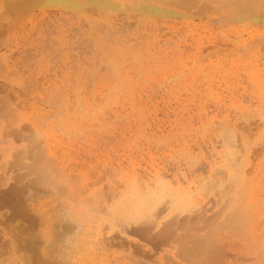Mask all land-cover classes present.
Instances as JSON below:
<instances>
[{"label": "rangeland", "instance_id": "rangeland-1", "mask_svg": "<svg viewBox=\"0 0 264 264\" xmlns=\"http://www.w3.org/2000/svg\"><path fill=\"white\" fill-rule=\"evenodd\" d=\"M21 1L18 0L19 3ZM156 2H158L156 4H160L159 1ZM21 3H25V5L20 4L21 8H15V13L11 17L18 19L26 12V15L23 16L30 17L25 22L28 29L16 34L13 41L16 43L15 45L10 43L7 34L10 33V30L5 36H0L1 41L4 42L0 43V47L4 46V48H0V62L3 64L0 63V264H260L263 262L264 252H259L258 249L263 250L264 247V238H262L264 237V226L262 227L264 215H262V218L259 216L261 214L254 212L249 205V208H252L251 212L246 203L249 199L247 197L249 187L254 188V195L261 196V199L259 198L260 203L264 198V150L260 153V148H258L260 145H255L264 137V105L261 104L262 106H260L259 102L253 100L255 101L254 104L257 103L253 105L251 111L254 114L251 112L249 114L239 112H237L238 114L235 113L236 115L231 114L232 117L235 116L234 121L237 124L239 123L238 127H240L237 137H232L231 130L224 129L225 127L221 123L219 124L216 119L215 114L218 111H216L214 102L219 98L223 103V99L225 104L229 103V92L233 88L238 91L237 96L245 98V100L250 98L248 96L251 92L261 93L264 96V23L250 21L251 24L245 22L248 25L246 26L244 22H240V24H238L239 22H235L237 24L224 22L226 23L225 26L224 23L207 22V18H203L207 12L206 8L197 15L194 14L188 19L179 20L177 23L170 18L155 15V13H153L155 17L151 15L152 13L146 14L143 12V15H141L142 12L140 14L139 10H124L120 13L114 11L113 15L109 11L107 13L109 15H105L101 20L93 18L94 20L91 19V23L97 25L103 23L106 33L111 30L116 41L126 40L125 42L129 43L131 41L134 43L140 40L138 43H141L140 46H142L139 51H144L148 57L142 52L141 61L127 60L124 64L121 62V65L119 62L120 65H117L116 61L114 64V61L104 58L99 46L94 48L95 46H92V44L86 43L85 45H74L72 47L77 48L71 49L70 45H58L57 52H53L52 55L45 52L47 55H42L40 59H33L34 61H32L35 63L30 66V58H26L27 41L43 34L45 29L44 33L48 32L50 34L51 32V35L56 36L55 39H58L56 41H61L64 38H60L59 33L65 34L67 28L70 33H73L71 29L75 25L76 27L81 25L86 29L87 24L86 21L79 18L80 16L78 18H67L59 14H43L38 11V6L32 0H23ZM36 7L37 10H35ZM31 8H33L32 11ZM16 10L18 11L16 12ZM95 16L97 17V15ZM145 16L150 17L148 19ZM49 21L51 22L49 23ZM131 21L134 23H131ZM57 24L58 27L61 25L59 30L58 27L56 28ZM106 25L108 26L106 27ZM158 25L162 28L160 29ZM174 25H176L175 28H173ZM221 25H224V29ZM163 26H165L164 29ZM257 26L260 27L257 28ZM218 32H222L225 37L223 34L220 37ZM108 34L106 37L108 39L110 37V40L114 41L112 34L111 36ZM252 35H256L258 38L261 37V39L255 41V43L253 42L255 45L250 42L246 47L247 49L244 47H241V49L237 46L239 41H247ZM130 37H133V39ZM214 38L220 43L209 42L210 39ZM198 39L201 42L200 46H197L196 43ZM230 40H234V44H231ZM184 41L185 43H183ZM214 43L217 45L214 46ZM250 45H254L253 48ZM78 49L81 51L78 52V55H75V50L78 51ZM65 51L71 53L67 60L64 59ZM95 54L99 55V57L97 55L98 59ZM26 59L29 61L25 62ZM4 71H7V73ZM11 71L16 72V74L12 75ZM174 74L176 77H174ZM127 78L130 80L127 83L131 85L133 91L130 88L128 89L129 92L125 89L122 92L119 89L114 90L117 87L109 90L107 87H101L99 83L105 81L110 86L118 83V86L121 87V84L125 83ZM23 79L25 80L23 81ZM28 81L31 85L28 84ZM2 82L9 84L10 87H12L10 84L15 82L16 86L13 85L14 90L12 88L14 93L9 90L11 88L6 84V86L3 85ZM25 84H27V87L23 86ZM3 86L5 87L3 88ZM20 88L19 92L26 91L25 94L18 93L17 90ZM26 88L27 90H25ZM187 88L202 90V96L195 97L193 101L185 105L187 100L183 99L191 96V94H184V90ZM244 89L248 93H243ZM207 91L214 93L215 98L211 97L212 94H208ZM175 92L183 93L178 101L175 99ZM21 94L23 95L22 98ZM80 97L81 101L79 100ZM116 98L118 100L114 102ZM137 100L141 102V106H146L143 108L140 106L144 113L141 112L139 106L135 105ZM83 101H88L91 107L84 108ZM245 103L247 102L245 101ZM130 104L135 105L134 110L130 108ZM183 104L185 105L184 109H180ZM200 107L205 108L207 120L215 118L217 124L212 130L207 125L208 123L204 122L205 118L201 122L198 121L196 114ZM96 110L101 111L93 115L92 113ZM138 111L141 112L142 117L145 116V121L140 118V114L138 115L140 112ZM90 114H92L91 120ZM176 114L178 115L176 116ZM13 116L14 120H12ZM176 119H180L183 126L189 128H182L181 126L171 128L170 122ZM102 121H105V123ZM143 121L148 124L149 128L146 127ZM28 125L29 127H27ZM157 125L162 130L156 128ZM19 129L23 130L22 133ZM32 129L33 132L35 130L37 133L34 132V135H32ZM143 130L146 132H143ZM41 136V140L44 139L42 142L38 138H41ZM234 138H238L236 141L237 147L231 144L232 148H230L232 150H229L228 145ZM40 142H44L45 148L43 145H38ZM204 142L206 143L204 144ZM210 142L215 143L217 151H222L224 158V167H215V173L213 170L212 174L209 171L210 164L207 160L200 157L199 163H191L189 158L187 159L186 153L182 152V149L185 148L183 146L190 147L189 145L192 144L191 147L197 152L195 147L200 145L204 148H202L204 154L206 152V156L207 154L209 156L206 144L208 145ZM31 145L34 146L29 147ZM37 147L41 148L39 149L43 154L40 153ZM42 147L44 150H42ZM255 148H258V152L256 151L253 155L249 153L250 149ZM28 150L36 152L30 154L31 157L29 158L27 156L30 153ZM12 152L13 154L16 152V154H23L21 155L24 158L20 154L18 158L20 156L19 160H23V163L29 165L27 169L23 167L24 165L22 166L23 163H20L21 167L15 164L16 158L14 156L17 157V155L14 154L13 156ZM41 156L42 158H40ZM51 157L54 158L53 161ZM248 160H253V169L250 170V174L247 172L245 178V182L247 180L248 182L245 185V182L242 185L235 183V179L233 180L231 174L228 173L233 171L235 174L242 175L245 166L249 167L248 163L250 161ZM39 162L45 166L42 168ZM13 167H15V170H12ZM65 167L67 168V175L65 174ZM153 168H161L159 170L163 171H161L163 178L154 177ZM134 169H137V175H144H141V178L150 179L153 187L156 185L159 187L163 183L171 191L177 188L181 192L184 190L183 192H186L188 196L190 195L191 203L198 205V209L203 207L204 210H198L191 204L188 209L186 208L187 210L183 209V212L179 210L177 213L178 210L173 207L175 206L174 200L165 196L159 202L160 204H157L160 208L156 205L154 209L148 211L149 214L152 213L151 215L140 217V220L137 218L136 222L124 219L119 212L115 213L114 210L117 203L125 196V194L123 195V192L126 191L125 188H127L125 177L131 176ZM61 172H63L62 176L59 174ZM55 176L56 178H54ZM112 178L113 180H111ZM139 181H141L140 178ZM158 181H162V183L159 184ZM24 182H26V185ZM30 183L33 187L29 185ZM194 193L196 194L194 195ZM95 195L98 197H95ZM229 196L231 197L229 198ZM16 198L18 199L16 200ZM260 203L257 204V207ZM24 204L28 210L24 209L25 206H22ZM240 206L246 208L247 211ZM229 209L231 213L228 212ZM240 209L244 210L242 216L247 217L248 222L247 219L242 222ZM26 210L32 214L30 212L27 214ZM185 211L186 213H184ZM170 212L173 213L170 214ZM183 213L184 215H182ZM225 213H228L227 216L232 218L230 217L229 220L226 219L227 216L223 218ZM179 214L186 221L179 218ZM130 216L136 218L137 215H133L131 211ZM150 218L156 221L163 219V223L156 228V226H151L153 224ZM165 218L167 220L164 221ZM180 219L184 223H180ZM172 220L179 222L180 225L178 226L180 227L177 226L176 222V224L171 222ZM252 220L257 221L258 225L261 220L262 222L258 227L257 222L254 224ZM53 222L55 223L53 224ZM147 223L149 226L146 225ZM164 223L167 225L165 226ZM247 232L251 235H248ZM255 232L256 236L260 238L256 239ZM260 233L262 235L259 236ZM119 235L126 237L128 240L126 238L123 240L122 237V240L117 239ZM120 241H126V243ZM215 242L218 246L211 248L212 245L210 246V244L215 246ZM221 248L223 249L221 250ZM257 252L258 255H255ZM252 256H254L253 259H251Z\"/></svg>", "mask_w": 264, "mask_h": 264}, {"label": "bare ground", "instance_id": "bare-ground-1", "mask_svg": "<svg viewBox=\"0 0 264 264\" xmlns=\"http://www.w3.org/2000/svg\"><path fill=\"white\" fill-rule=\"evenodd\" d=\"M20 1V0H19ZM156 1H159L160 2V4H156V3H158V2H156ZM32 0V2L33 3H36L35 5H37L38 6V8L40 9H38V11H41L43 14H48V15H54V14H59V15H61V16H65V17H67V18H69V17H79V18H82V20H84V21H86V29L85 28H83L81 25H78L77 27H76V25L74 26V27H76L75 29H74V27L71 29L72 31H73V33H70L69 32V29L67 28V30H66V32H64L65 34H61V33H59V37L60 38H64V39H62L61 41H56V40H58V39H55V37L54 36H52L51 34V32H50V34H48V32H46V33H44V31L46 30L45 28H43V29H45L44 31H43V34H41V35H37V37H35V38H32L30 41H27L26 42V45H27V56H26V58H30V61L29 60H27L26 59V61L25 62H28L29 61V64H30V66H32L35 62H33L34 60L33 59H35V58H41L42 57V55H44V54H46L45 52H47V53H49L50 55H52L53 54V52H57L58 51V48H57V46L58 45H61V46H71V49L72 48H77V47H72V46H74V45H77V44H88V43H90V44H92V46H95L94 48H96L97 46H99V47H101V52L103 53V55H104V58L106 59V60H111V61H114L113 63L115 64V61L117 62V65H120L121 64V62L124 64L127 60H131V61H133V60H135V62L136 61H141L140 60V56H141V53L142 52H144V51H142V52H140L139 50H140V48H141V46H140V44L141 43H138V42H140V40L138 41V42H134V43H132L131 41V43L129 42H125L126 40H124V41H116L115 40V38H114V36H113V34L114 33H112L111 32V30H109L110 32H111V34H112V36H113V38H114V41H111L110 40V37H109V39H108V37H106L107 36V33H109L108 35H110L111 36V34H110V32H108L107 31V33H106V31H105V25L102 23L101 25H97V24H92L91 23V19L92 20H94L93 18H96L97 20H101V18H103L105 15H109V14H107L109 11H111L110 12V14H114L115 12L114 11H116L117 13H120V11L122 12V11H124V10H126V11H132V10H139V12H140V14H141V12H142V14L141 15H143V12L144 13H148V14H150V13H152L151 15L152 16H154L153 15V13H155V15H158V16H160V17H167V18H170L171 20H173L174 22H179V20H182V19H188L189 17H191V16H193L194 14L195 15H197L200 11L202 12V10L203 9H205L207 12L204 14V17L203 18H207L206 19V21L208 22H214V23H224V22H227V23H230V22H239L238 24H240V22H244V24H245V22H247L246 24H251L250 23V21H261L262 23H264V0ZM21 2H23V0L21 1ZM19 3L18 2V0H0V36L1 37H3V36H5V34L10 30V33H7L8 35H9V39H10V43H11V45L13 44V45H15L16 43L15 42H13L14 40H15V38H16V34H18V33H21V32H23V31H25V30H27L28 29V27H26V24H25V22L27 21V19H30V17H24L25 15H26V12L22 15V16H20V18H21V20H19L20 18H18V19H13L11 16L15 13V8H17V7H20V4H23V5H25V3ZM21 8V7H20ZM23 9V8H22ZM32 9L33 8H31V11H32ZM109 9V10H108ZM24 10V9H23ZM25 10H26V8H25ZM35 10H37V7H36V9ZM18 10H16V12H17ZM119 11V12H118ZM28 12H30V11H28ZM114 12V13H113ZM138 12V13H139ZM31 13H33V12H31ZM138 13H134L135 15L137 14V15H139ZM122 14H125V13H122ZM132 14V13H131ZM133 14V15H134ZM145 14V15H146ZM29 15V14H28ZM95 15H97V17L95 16ZM140 15V16H141ZM30 16H31V14H30ZM148 16V15H147ZM158 16H156V17H158ZM146 17V16H145ZM150 17V16H149ZM149 17H146V18H148L149 19ZM155 17V16H154ZM200 17V16H199ZM46 18V17H45ZM51 18V17H50ZM61 19V18H60ZM135 19H137V18H135ZM161 19V18H160ZM159 19V20H160ZM57 20H58V18H57ZM118 20V19H117ZM156 20V19H155ZM15 21L17 22V24L15 25ZM19 21V22H18ZM52 21V20H51ZM51 21H49V23L51 22ZM135 21V20H134ZM53 22V21H52ZM59 22V21H58ZM78 22V21H77ZM96 22V21H95ZM181 22V21H180ZM91 23V24H90ZM124 23H126V22H124ZM129 23V22H128ZM131 23H134V22H132L131 21ZM175 23V24H176ZM237 23H235V24H237ZM61 24V23H60ZM170 24V23H169ZM226 23H224V25H225ZM245 24V25H246ZM253 24V23H252ZM256 24V23H255ZM42 25V24H41ZM44 25V24H43ZM89 25V26H88ZM102 25H104V26H102ZM111 25V24H110ZM119 25V24H118ZM121 25V24H120ZM132 26H133V24H131ZM210 25V24H209ZM215 25V24H214ZM224 25H221L222 27H223V29H224ZM261 25V24H260ZM51 26V25H50ZM54 26V25H53ZM108 25H106V27H107ZM159 26V25H158ZM171 26V25H170ZM175 26L176 25H174L173 26V28H175ZM220 26V27H221ZM226 26V25H225ZM246 26H248V25H246ZM254 26V25H253ZM252 26V27H253ZM45 27V26H44ZM58 27V24H57V26H56V28ZM59 27H61V25L59 26ZM59 27L57 28L58 30H59ZM111 27H112V25H111ZM160 27V26H159ZM159 27H158V30H159ZM219 27V28H220ZM258 27H260V26H257V28ZM36 28H37V26H36ZM70 28H71V26H70ZM113 28V27H112ZM124 28V27H123ZM122 28V29H123ZM162 27H160V29H161ZM165 28V26H163V29ZM180 28V27H179ZM264 28V27H263ZM61 29V28H60ZM116 29H118L117 27H116ZM116 29H115V31H116ZM142 29V28H141ZM41 30V29H40ZM113 30V29H112ZM181 30H182V28H181ZM190 30H192V29H190ZM37 31V30H36ZM69 32V33H68ZM117 32V31H116ZM160 32V31H159ZM167 32V31H166ZM169 32V31H168ZM222 32H224V31H222ZM220 33V32H218V34L220 33V37H222L221 35L223 34V33ZM41 33V32H40ZM57 33V32H56ZM225 33V32H224ZM234 33V32H233ZM226 34H228V33H226ZM255 34V33H254ZM124 35V34H123ZM140 35H141V33H140ZM224 35V34H223ZM229 35V34H228ZM245 35V34H244ZM33 36H35V35H33ZM58 36V35H57ZM125 36V35H124ZM161 36V35H160ZM166 36V35H165ZM230 36V35H229ZM228 36V37H229ZM261 36H262V34H261ZM264 36V35H263ZM115 37H117L116 35H115ZM120 37V36H119ZM141 37V36H140ZM154 37H155V35H154ZM187 37V36H186ZM224 37H225V35H224ZM248 37V36H247ZM260 37V36H259ZM5 38V37H4ZM29 38V37H28ZM113 38H111V39H113ZM128 38V37H127ZM130 38H132L133 39V37H130ZM129 38V39H130ZM138 38V37H137ZM201 38V37H200ZM218 38V37H217ZM233 38V37H232ZM6 40H8V38H5ZM4 39V40H5ZM120 39V38H119ZM123 39V38H122ZM151 40H152V37L150 38ZM161 39V38H160ZM205 39V38H204ZM216 38H214V39H210L209 40V42L210 43H213V42H216L217 44H218V42L215 40ZM226 39V38H225ZM259 39H261V37L260 38H258V36H256V35H252V36H250V39L249 40H243V41H239V45L237 44V46L239 47V48H241V47H244V48H246L247 47V45H249V43L251 42V44H254L255 43V41H257V40H259ZM141 40H143V38L141 37ZM185 40V39H184ZM215 40V41H214ZM224 40V39H223ZM227 40V39H226ZM0 41H1V39H0ZM77 41H79V42H77ZM187 41V40H186ZM227 41H229V39L227 40ZM2 42H3V40L0 42L1 44H2ZM6 42V41H5ZM155 42V41H154ZM153 42V43H154ZM167 42V41H166ZM223 42V41H222ZM225 42V41H224ZM230 42H231V44H234V40H230ZM254 42V43H253ZM4 43V42H3ZM7 43V42H6ZM5 43V44H6ZM183 43H185V41L183 42ZM196 43H197V46H200V44H201V42L199 41V39L196 41ZM203 43V42H202ZM220 43V42H219ZM1 44H0V46H1ZM161 44V43H160ZM217 44H215L214 43V46H216ZM257 44V43H256ZM4 45V44H3ZM2 45V46H3ZM178 45V44H177ZM221 45V44H220ZM255 45V44H254ZM253 45V46H254ZM263 45V44H262ZM6 46V45H5ZM81 46V45H80ZM79 46V47H80ZM145 46V45H144ZM164 46V45H163ZM214 46H212V47H214ZM225 46H227V45H225ZM252 45H250V47H251ZM253 46L251 47V48H253ZM261 46V45H260ZM83 47V46H82ZM81 47V48H82ZM0 48H4V46L3 47H0ZM161 48V47H160ZM200 48V47H199ZM203 48V47H202ZM226 48V47H225ZM237 48V47H236ZM238 48V49H239ZM243 48V49H244ZM62 49V48H61ZM177 49V48H176ZM242 49V48H241ZM247 49V48H246ZM248 49H249V47H248ZM74 50V49H73ZM96 51H97V49H95ZM100 50V49H99ZM12 51V50H11ZM24 51V50H23ZM76 52L74 53L75 55H78L79 53H80V51H79V49H78V51L77 50H75ZM22 52V51H21ZM25 52V51H24ZM23 52V53H24ZM79 52V53H78ZM241 52H245V51H241ZM240 52V53H241ZM248 53V52H247ZM246 53V54H247ZM99 54H101V53H99ZM140 54V55H139ZM144 54H146L145 52H144ZM245 54V53H244ZM24 55V54H23ZM23 55H21L22 57H24ZM47 55V54H46ZM74 55V56H75ZM98 55V54H97ZM97 55L95 54V56H96V58H97ZM147 55V54H146ZM152 55V54H151ZM71 56V53L70 52H68V51H65V53H64V59H68L69 57ZM81 56V55H80ZM144 56V55H143ZM149 56H150V54H149ZM154 56V55H153ZM78 57V56H77ZM93 57V56H92ZM98 57H99V55H98ZM147 57H148V55H147ZM147 57L145 56V58L147 59ZM80 58V57H79ZM94 58V57H93ZM103 58V57H102ZM144 58V57H143ZM223 58V57H222ZM243 58V57H242ZM10 59V58H9ZM24 59V58H23ZM98 59V58H97ZM145 59V60H146ZM33 60V61H32ZM47 60V59H46ZM211 60V59H210ZM95 61H96V59H95ZM186 61V60H185ZM120 62V64H118ZM158 62V61H157ZM166 62V61H165ZM1 63V62H0ZM111 63V62H110ZM143 63V62H142ZM146 63V62H145ZM154 63H155V61H154ZM2 64V63H1ZM32 64V65H31ZM130 64V63H129ZM128 64V65H129ZM3 65V64H2ZM122 65V64H121ZM144 65V64H143ZM171 65V64H170ZM238 65H240V64H238ZM29 66V67H30ZM116 66V65H115ZM115 66H114V68H115ZM158 66V65H157ZM220 66V65H219ZM231 66V65H230ZM94 67V66H93ZM119 67H121V66H119ZM2 68H3V66H2ZM31 68V67H30ZM72 68V67H71ZM118 68V67H117ZM134 68V67H133ZM164 68V67H163ZM74 69H75V67H74ZM73 69V70H74ZM178 69H179V67H178ZM185 69V68H184ZM204 69V68H203ZM234 69V68H233ZM2 70V69H1ZM3 70H5V69H3ZM118 70V69H117ZM168 70V69H167ZM180 70V69H179ZM231 70V69H230ZM115 71V70H114ZM144 71V70H143ZM154 71H155V69H154ZM181 71H183V70H181ZM180 71V72H181ZM201 71H202V69H201ZM4 72H6L7 73V71H4ZM14 71H11V73H12V75H14V74H16V72H14ZM119 72V71H118ZM123 72V71H122ZM125 72V71H124ZM145 72V71H144ZM144 72H141L142 74L144 73ZM148 72V71H147ZM167 72V71H166ZM215 72V71H214ZM10 73V72H9ZM139 73V72H138ZM155 73V72H154ZM157 73V72H156ZM155 73V74H156ZM47 74V73H46ZM119 74V73H118ZM127 74V73H126ZM145 74V73H144ZM183 74V73H182ZM128 75V74H127ZM147 75V74H146ZM161 75V74H160ZM210 75H212V74H210ZM216 75V74H215ZM10 76V75H9ZM22 76V75H21ZM90 76V75H89ZM120 77H121V74L119 75ZM143 76V75H142ZM151 76V75H150ZM196 76V75H195ZM16 77V76H15ZM77 77V76H76ZM138 77V76H137ZM174 77H176L175 76V74H174ZM214 77V76H213ZM13 78V77H12ZM165 78V77H164ZM170 78V77H169ZM178 78V77H177ZM176 78V79H177ZM91 79V78H90ZM171 79V78H170ZM187 79V78H186ZM196 79V78H195ZM14 80H15V78H14ZM16 80H18V79H16ZM25 79H23V81H24ZM136 80V79H135ZM153 80V79H152ZM168 80V79H167ZM172 80V79H171ZM252 80V79H251ZM78 81V80H77ZM124 81H126V80H124ZM128 81H130L129 80V78H127V81L125 82V83H122L121 85V87H119L118 86V83L117 84H115V85H112V86H110V84L108 83V82H105V81H103V82H99L100 83V86L101 87H103V88H105V87H107L109 90H111V89H113V88H115V87H117L116 89H114V90H117V89H119V90H121V92L125 89L126 91H128V89L130 88V90L131 91H133V88L131 87V85L129 84V83H127ZM197 81V80H196ZM205 81V80H204ZM203 81V82H204ZM261 81V80H260ZM29 82V81H28ZM27 82V83H28ZM141 82V81H140ZM154 82V81H153ZM169 82V81H168ZM174 82V81H173ZM195 82V81H194ZM23 83V82H22ZM26 83V82H25ZM158 83V82H157ZM2 84L3 85H5L3 82H2ZM28 84H30V82L28 83ZM34 84V83H33ZM150 84V83H149ZM169 84V83H168ZM257 84V83H256ZM259 84V83H258ZM0 85H1V82H0ZM9 88H11V89H9L10 91H12V88H13V90H14V87H13V85L14 86H16V83L15 82H13V83H11L10 85L12 86V87H10L9 86V84H6ZM5 85V86H6ZM26 85V86H25ZM25 85H23L24 87H27V84H25ZM31 85V84H30ZM40 85V84H39ZM123 85H124V87H123ZM5 86H3V88L5 87ZM29 86V85H28ZM79 86V85H78ZM137 86V85H136ZM157 86H159L158 84H157ZM164 86V85H163ZM177 86V85H176ZM7 87V88H8ZM30 87V86H29ZM48 87V86H47ZM50 87V86H49ZM143 87V86H142ZM156 87V86H155ZM162 87V86H161ZM191 87V86H190ZM189 87V88H190ZM65 88V87H64ZM163 88V87H162ZM189 88H187V89H185L184 90V94H191V96H189L188 98H185V99H183V100H187L186 102H185V105H187L190 101H193L194 100V98L195 97H200V96H202V90H197V89H192V90H190ZM197 88V87H196ZM246 88V87H245ZM258 88H259V85H258ZM158 89V88H157ZM236 88H233L230 92H229V103H227V104H225V100L223 99V101H224V103L222 102V100L221 99H219L217 96V100H215V102H214V106H215V108H216V111H218V113L217 114H215L216 115V119L218 120V122H219V124L221 123L224 127V129H228L229 131L231 130V133H233V135H231L232 137H235L238 133H239V128L240 127H238V124L234 121V118H235V116L234 117H232V115H234L235 113L236 114H238L237 112H239V113H243V114H249L252 110H253V105H255V104H257V103H255L254 104V102L255 101H253V100H256V102H259V104H260V106H262L261 104H263L264 105V96H263V94H261V93H259V94H256L255 92H251V93H249V96L248 97H250L249 99H246L245 100V98L243 99V98H239L238 96H237V94H238V91H236L235 90ZM8 90V89H7ZM17 90V89H16ZM19 90H21V88L20 89H18L17 91H18V93H24V92H26V91H24V92H19ZM25 90H27V88L25 89ZM29 90V89H28ZM31 90V89H30ZM29 90V91H30ZM137 90V89H136ZM9 91V92H10ZM16 91V92H17ZM54 91V90H53ZM254 91V90H253ZM6 92V91H5ZM13 92V91H12ZM15 92V93H16ZM60 92H61V89H60ZM129 92V91H128ZM164 92V91H163ZM169 92H170V90H169ZM172 92V91H171ZM204 92H205V90H204ZM208 92V91H207ZM11 93V92H10ZM14 93V92H13ZM35 93V92H34ZM109 93H113V92H109ZM115 93V92H114ZM126 93V92H125ZM124 93V94H125ZM176 93V95H175V99L178 101L179 100V97H180V95H182L183 93H181V92H175ZM217 93V92H216ZM242 93V92H241ZM243 93H248V91L246 90V89H244L243 90ZM243 93H242V95H243ZM3 94H5V93H3ZM25 94V93H24ZM54 94V93H53ZM58 94V93H57ZM80 94H81V92H80ZM127 94V93H126ZM207 94V93H206ZM208 94H212V92L211 93H209L208 92ZM214 94V93H213ZM211 95V97H213V98H215L214 97V95ZM225 94V93H224ZM227 94V93H226ZM225 94V95H226ZM13 95V94H12ZM135 95V94H134ZM246 95V94H245ZM2 96V95H1ZM4 96V95H3ZM16 96V95H15ZM14 96V97H15ZM56 96V95H55ZM118 96V95H117ZM247 96V95H246ZM245 96V97H246ZM13 97V96H12ZM19 97H20V95H19ZM18 97V98H19ZM23 97V95L21 94V98ZM25 97V96H24ZM27 97V96H26ZM79 97V96H78ZM81 97H82V95H81ZM81 97H80V101H81ZM206 97H207V95H206ZM225 97V96H224ZM227 97V96H226ZM243 97V96H242ZM16 98V97H15ZM202 98V97H201ZM223 98V97H222ZM11 99V98H10ZM20 99V98H19ZM48 99V98H47ZM78 99V98H77ZM90 99V98H89ZM53 100V99H52ZM55 100H56V97H55ZM54 100V101H55ZM107 100V99H106ZM109 100V99H108ZM118 99L116 98L115 99V101L114 102H116ZM207 100V99H206ZM247 102V103H245V101ZM27 101V100H26ZM41 101V100H40ZM46 101H48V100H46ZM210 101V100H209ZM43 102V101H42ZM84 102V105H83V107L84 108H86V109H88V108H90L91 106L88 104V101H83ZM105 102H107V101H105ZM137 102H138V100H137ZM136 102V103H137ZM207 102V101H206ZM82 103V102H81ZM80 103V104H81ZM135 103V102H134ZM135 103V105H137V106H139V108L141 109V107L143 108L144 106H141V102L139 101L138 103H140V104H136ZM171 103V102H170ZM201 103V102H200ZM209 103V102H208ZM142 104H143V100H142ZM181 104V103H180ZM192 104V103H191ZM55 105V104H54ZM105 105V104H104ZM135 105H132V104H130L129 106H130V108L132 109V110H134V106ZM184 105V104H183ZM181 106V108L180 109H184V107H185V105L184 106ZM212 105V104H211ZM9 106V105H8ZM49 106V105H48ZM64 106V105H63ZM136 106V107H137ZM141 106V107H140ZM79 107V106H78ZM77 107V108H78ZM97 107H100V106H97ZM146 107V106H145ZM199 107V106H198ZM213 107V106H212ZM83 108V109H84ZM138 108V109H139ZM261 108V107H260ZM263 108V107H262ZM65 109V108H64ZM79 109V108H78ZM139 109V110H140ZM206 109H207V107H206ZM12 110V109H11ZM136 110V109H135ZM142 110V109H141ZM214 110V109H213ZM256 110V109H255ZM260 110V109H259ZM8 111V110H7ZM101 111V110H100ZM100 111H95L94 113H92L93 115H95V114H98V113H100ZM264 111V110H263ZM138 112H140V111H138ZM137 112V113H138ZM141 112H143L144 113V110H142ZM141 112L140 113H138V115L140 114V118H142V120H144L145 121V116L144 117H142L141 116ZM255 112V111H254ZM252 113V112H251ZM258 113V112H257ZM92 114H90V116L92 115ZM232 114V115H231ZM235 114V115H236ZM252 114H254V113H252ZM256 114V113H255ZM13 115V114H12ZM11 115V116H12ZM15 115V114H14ZM178 114H176V116H177ZM206 115H207V112H206V110H205V108L204 107H200L199 108V110H198V112H197V114H196V117H197V119H198V121H202L204 118H205V120H204V122L211 128V130L213 129V128H215V125L217 124L216 122H215V118L213 117L212 119H206ZM214 115V116H215ZM251 115V114H250ZM49 116V115H48ZM89 116V117H90ZM218 116H219V118H218ZM238 116V115H237ZM243 116V115H242ZM248 116V115H247ZM16 117V116H15ZM102 117V116H101ZM240 117V116H239ZM239 117H237V118H239ZM253 117V116H252ZM251 117V118H252ZM8 118V117H7ZM100 118V117H99ZM178 118V117H177ZM181 118V117H180ZM193 118V117H192ZM16 119V118H15ZM40 119V118H39ZM92 119V116H91V118H90V120ZM241 119V118H240ZM10 120H11V118H10ZM12 120H14V116H13V119ZM54 120V119H53ZM86 120V119H85ZM96 121H98L97 119H95ZM95 120H93V121H95ZM216 120V121H217ZM246 120V119H245ZM6 121H7V119H6ZM5 121V122H6ZM84 121V120H83ZM83 121H81V122H83ZM95 121V122H96ZM113 121V120H112ZM125 121V120H124ZM143 121V122H144ZM241 121V120H240ZM244 121V120H243ZM249 121H250V119H249ZM254 121V120H253ZM85 122V121H84ZM103 123H105V121H102ZM142 122V121H141ZM203 122V123H204ZM238 122V121H237ZM252 122V121H251ZM10 123V122H9ZM92 123V122H91ZM202 123V124H203ZM23 124V123H22ZM27 124V123H26ZM102 124V123H101ZM139 124V123H138ZM140 124H142V123H140ZM144 124H146L145 122H144ZM170 124H171V128H174V127H185V128H189V127H186V126H183V123H182V121L180 120V119H176V120H174V121H171L170 122ZM160 125V124H159ZM184 125H185V123H184ZM201 125V124H200ZM244 125V124H243ZM247 125V124H246ZM5 126V125H4ZM21 126H23V125H21ZM82 126V125H81ZM91 126H93V125H91ZM142 126V125H141ZM145 126V125H144ZM188 126V125H187ZM207 126V127H208ZM27 127H29V125L27 126ZM56 127V126H55ZM78 127V126H77ZM99 127V126H98ZM139 127V126H138ZM146 127H148V124H146ZM156 128H158V129H160V127L157 125V126H155ZM162 127V126H161ZM208 127V128H209ZM242 127V126H241ZM20 128H22V127H20ZM24 128V127H23ZM33 128V127H32ZM149 128V127H148ZM153 128V127H152ZM184 128V129H185ZM197 128V127H196ZM9 129V128H8ZM7 129V130H8ZM12 129V128H11ZM10 129V130H11ZM17 129V128H16ZM34 129V128H33ZM33 129H32V132H31V134L32 135H34V132H36L35 130H34V132H33ZM88 129V128H87ZM136 129V128H135ZM186 129V130H187ZM244 129V128H243ZM160 130H162V129H160ZM191 130V129H190ZM205 130H208V129H205ZM222 130V129H221ZM13 131V130H12ZM18 131V130H17ZM19 131H21V133H22V131L23 130H21V129H19ZM25 131V130H24ZM143 132H146V131H144L143 130ZM152 132V131H151ZM156 132V131H155ZM228 132V131H227ZM18 133V132H17ZM25 133V132H24ZM29 133V132H28ZM37 133V132H36ZM35 133V135H37L38 136V134H36ZM69 133V132H68ZM78 133V132H77ZM217 133V132H216ZM231 133H229V134H231ZM31 134H30V136H31ZM72 134V133H71ZM145 134V133H144ZM151 134V133H150ZM192 134V133H191ZM204 134V133H203ZM28 135V134H27ZM40 135V134H39ZM73 135V134H72ZM152 135H154V134H152ZM161 136V135H160ZM182 136V135H181ZM248 136V135H247ZM34 137H36V136H34ZM34 137H32V138H34ZM138 137V136H137ZM237 137V136H236ZM28 138V137H27ZM31 138V139H32ZM39 138V140L42 142L43 140H41L42 139V136H41V138L40 137H38ZM86 138V137H85ZM88 138V137H87ZM182 138V137H181ZM239 138V137H238ZM238 138H234L233 140H232V142H230V144L228 145L229 146V150H232L231 148V144L233 145V146H236V141H237V139ZM264 138V137H263ZM263 138H261L260 139V141H258V142H256L255 143V145H260L258 148H260V153L264 150V139ZM29 139H30V137H29ZM218 139V138H217ZM227 139V138H226ZM230 139H232L231 137H230ZM240 139H241V137H240ZM35 140H37L36 138H35ZM38 140V141H39ZM85 140H87V139H85ZM247 140V139H246ZM32 141V140H31ZM38 141H36V142H38ZM78 141V140H77ZM90 141V140H89ZM108 141V140H107ZM114 141V140H113ZM215 141V140H214ZM231 141V140H230ZM29 143H30V141H28ZM27 142V144H29ZM40 142V143H41ZM88 142V141H87ZM217 142V141H216ZM229 142V141H228ZM241 142V141H240ZM38 144L39 146L40 145H43V147H44V142L43 143H41V144ZM130 143V142H129ZM202 143V142H201ZM206 142H204V144H205ZM208 143V142H207ZM27 144H25V145H27ZM32 144V143H31ZM37 144V143H36ZM185 144V143H184ZM187 144V143H186ZM241 144V143H240ZM24 145V146H25ZM193 145V144H192ZM192 145H189L190 147H188V146H183V147H185L184 149H182V152H184V154L187 156V159L189 158V162H197V163H199L198 162V160L200 159V157H201V159H204V160H207V162L210 164V167H208V168H210V172H211V174H212V172H213V170L215 169V167H222L223 166V164H224V158H223V155H222V151H217V147H216V145H215V143H213V142H210V144H206V149H208L209 150V156H208V154H207V156H206V152H205V154H204V151H203V147H201L200 145H196V147H195V149H196V151L197 152H195L194 151V149H193V147H191ZM194 145V146H195ZM23 146V147H24ZM32 146H34V145H31V146H29V147H32ZM221 146V145H220ZM242 146V145H241ZM254 146V145H253ZM42 147V148H43ZM231 147V148H230ZM237 147V146H236ZM247 147V146H246ZM24 148H26V147H24ZM36 148V147H35ZM38 148V147H37ZM40 148V147H39ZM38 148V150L40 151V153H42L43 154V152L40 150ZM45 148V147H44ZM44 148L42 149V150H44ZM203 148V149H202ZM258 148H255V149H250V152L249 153H251L252 155L257 151V149ZM31 149V148H30ZM33 149V148H32ZM52 149V148H51ZM226 149V148H225ZM244 149V148H243ZM36 151H38L37 149H35ZM46 150V149H45ZM221 150V149H220ZM29 151V150H28ZM32 151V150H31ZM29 151L30 153L27 155L29 158L31 157V155L34 153V152H36V151ZM38 151V152H39ZM181 151V150H180ZM224 151V150H223ZM227 152V151H226ZM258 152V151H257ZM17 153V152H16ZM16 153H14L15 155H17V157L16 156H14V154H13V152H12V154H13V156L16 158L15 159V164H17L19 167H21V164L20 163H23L24 161L23 160H19V158H20V156H19V158H18V155L20 154H22V153H18V154H16ZM224 153H225V151H224ZM232 153V152H231ZM248 153V154H249ZM259 153V154H260ZM31 154V155H30ZM35 154V153H34ZM41 154V155H42ZM182 154V153H181ZM251 154H250V156H251ZM23 155V154H22ZM21 155V156H22ZM30 155V156H29ZM38 155H39V153H38ZM46 155V154H45ZM48 155V154H47ZM46 155V156H47ZM228 155H230V154H228ZM239 155V154H238ZM12 156V157H13ZM26 156V157H27ZM43 156V155H42ZM42 156L40 157V158H42ZM62 156V155H61ZM249 156V155H248ZM23 157V156H22ZM21 157V158H22ZM45 157V156H44ZM49 157V156H48ZM209 157H212L211 159L209 158ZM18 158V159H17ZM24 158V157H23ZM34 158V157H33ZM52 158V157H51ZM209 158V159H208ZM27 159V158H26ZM35 159V158H34ZM45 159V158H44ZM53 159L54 158H52L51 160L53 161ZM17 160V161H16ZM39 160V159H38ZM42 160V159H41ZM203 160V161H204ZM18 161H20V162H18ZM23 161V162H22ZM48 161V160H47ZM51 161V162H52ZM55 161V160H54ZM234 161V160H233ZM248 161H250L249 163H248V165H249V167L248 166H245L246 168H244V170H243V173H242V175H240L239 173H236L235 174V172H233V171H230V173H228V174H231V177H233V180L235 181V183L237 182V184L239 183V184H243V182H245L246 181V175H247V172L249 173V172H251L250 170L251 169H253V165H252V163H253V160H248ZM9 162V161H8ZM13 162H14V160L12 161V164H13ZM41 162H43V161H41ZM41 162H39L41 165H42V163ZM46 162V161H45ZM205 162V161H204ZM264 162V161H263ZM44 163V162H43ZM185 163V162H184ZM11 164V163H10ZM14 164V165H15ZM20 164V165H19ZM28 164V163H27ZM52 164H54V163H52ZM51 164V165H52ZM108 164V163H107ZM16 165V166H17ZM24 165V166H23ZM48 165V164H47ZM46 165V166H47ZM22 166L23 167H25L26 169H27V166H29V165H26L25 163H23L22 164ZM32 166V165H31ZM43 166H45V165H42V168H43ZM50 166V165H49ZM54 166V165H53ZM57 166V165H56ZM73 166V165H72ZM195 166H196V164H195ZM227 166V165H226ZM41 167V166H40ZM55 167V166H54ZM110 167V166H109ZM139 167V166H138ZM189 167V166H188ZM194 167V166H193ZM197 167V166H196ZM224 167V166H223ZM7 168V167H6ZM15 167H13V169L12 170H15L14 169ZM58 168V167H57ZM106 168V167H105ZM115 168V167H114ZM63 169V168H62ZM66 167H65V174H66ZM109 169V168H108ZM111 169V168H110ZM122 169V168H121ZM159 169H161V168H159ZM159 169H154L153 168V170H154V177H157V178H160V177H162V172L159 170ZM7 170V169H6ZM17 170V169H16ZM61 170V169H60ZM128 170V169H127ZM131 170V169H130ZM218 170V169H217ZM223 170V169H222ZM226 170V169H225ZM50 171V170H49ZM57 171H59V170H57ZM51 172V171H50ZM129 172V171H128ZM222 172V171H221ZM25 173V172H24ZM52 173V172H51ZM55 173V172H54ZM62 173L63 172H61V173H59V174H61V176H62ZM119 173V172H118ZM147 173V172H146ZM214 173H215V170H214ZM26 174V173H25ZM24 174V175H25ZM72 174V173H71ZM123 174V173H122ZM136 174V175H135ZM138 174V171H137V169L135 170L134 169V172H133V174L130 176H127V177H125V179H126V181H127V188H125L126 189V191H125V193L123 192V195L125 194V196L123 197V199H121V201L120 202H118L117 203V206H116V208H115V213L116 212H119L120 213V215L124 218V219H127V220H129V221H134V222H136V219L138 218H140V217H145L146 215L147 216H149V215H151V214H149V212L148 211H150L151 209H154V207L161 201V199H163V197H165V196H168V197H170L172 200H174V203H175V206H173L176 210H178L177 211V213L179 212V210L180 211H184V210H187L190 206H191V201H190V198H189V196L187 195V193L186 192H183L184 190H182V192L180 191V190H177V189H175V190H170L168 187H167V185H165V184H163L162 183V181H160L162 184H160V182L158 181V183L160 184H158L159 185V187L156 185L155 187H153L152 186V182L150 181V179L149 180H145V179H143V178H141V175L142 176H144L143 174H141L140 176L139 175H137ZM145 174V173H144ZM250 174V173H249ZM51 175V174H50ZM56 175V174H55ZM67 175V174H66ZM110 175V174H109ZM216 175V174H215ZM2 176V175H1ZM64 176V175H63ZM78 176V175H77ZM81 176V175H80ZM97 176V175H96ZM115 176V175H114ZM149 176H151V175H149ZM211 176V175H210ZM250 176H252V175H250ZM71 177V176H70ZM69 177V178H70ZM102 177V176H101ZM112 177V176H111ZM122 177V176H121ZM153 177V178H154ZM166 177V176H165ZM178 177V176H177ZM188 177V176H187ZM214 177V176H213ZM23 178H24V176H23ZM54 178H56V176L54 177ZM139 178H140V180L141 181H139ZM163 178V177H162ZM204 178H205V176H204ZM210 178V177H209ZM215 178V177H214ZM213 178V179H214ZM228 178V177H227ZM28 179V178H27ZM65 179V178H64ZM183 179V178H182ZM187 179V178H186ZM207 179H208V177H207ZM61 180H62V178H61ZM108 180V179H107ZM106 180V181H107ZM111 180H113V178L111 179ZM169 180V179H168ZM174 180V179H173ZM181 180V179H180ZM220 180V179H219ZM231 180V179H230ZM232 180V181H233ZM156 181V180H155ZM169 181H171V180H169ZM182 181V180H181ZM196 181V180H195ZM202 181V180H201ZM215 181V180H214ZM229 181V180H228ZM257 181V180H256ZM18 182V181H17ZM175 182V181H174ZM209 182V181H208ZM222 182V181H221ZM247 182H248V180H247ZM247 182H245L244 183V185L247 183ZM29 183V182H28ZM61 183V182H60ZM80 183V182H79ZM79 183H78V185H79ZM106 183V182H105ZM125 183V182H124ZM170 183V182H169ZM168 183V184H169ZM183 183V182H182ZM197 183V182H196ZM217 183V182H216ZM252 183V182H251ZM24 184L26 185V182H24ZM55 184V183H54ZM58 184V183H57ZM96 184V183H95ZM178 184V183H177ZM184 184V183H183ZM214 184V183H213ZM236 184V185H237ZM253 184V183H252ZM259 184V183H258ZM30 186H32V184L30 183L29 184ZM124 185V184H123ZM172 185H173V183H172ZM179 185V184H178ZM222 185V184H221ZM226 185V184H225ZM230 185V184H229ZM254 185V184H253ZM58 186V185H57ZM56 186V187H57ZM81 186V185H80ZM79 186V187H80ZM126 186V185H125ZM195 186H197V185H195ZM200 186V185H199ZM240 186V185H239ZM255 186V185H254ZM33 187V186H32ZM37 187V186H36ZM55 187V186H54ZM105 187V186H104ZM112 187H113V185H112ZM142 187V188H141ZM188 187V186H187ZM194 187V186H193ZM225 187V186H224ZM247 187V186H246ZM12 188H14V187H12ZM20 188V187H19ZM22 188V187H21ZM61 188V187H60ZM66 188H68V187H66ZM143 188L145 189L144 191H143ZM197 188V187H196ZM207 188V187H206ZM218 188V187H217ZM236 188V187H235ZM24 189V188H23ZM89 189V188H88ZM97 189V188H96ZM99 189V188H98ZM117 189V188H116ZM115 189V190H116ZM174 189V188H173ZM198 189V188H197ZM215 189V188H214ZM233 189V188H232ZM237 189H239V188H237ZM18 190V189H17ZM16 190V191H17ZM74 190H76V189H74ZM122 190V189H121ZM120 190V191H121ZM193 190V189H192ZM227 190V189H226ZM257 190V189H256ZM82 191V190H81ZM90 191V190H89ZM95 191V190H94ZM101 191V190H100ZM99 191V192H100ZM108 191H110V190H108ZM119 191V192H120ZM189 191H191V190H189ZM214 191V190H213ZM222 191V190H221ZM236 191V190H235ZM253 191H254V188H252V187H249V192H248V196L247 197H249V199H248V201H247V203H246V206H248V208H249V205H250V207H252L253 208V211L254 212H258V214H261V215H259V216H261L262 217V215H264V198L262 199V202L260 203V199H261V196H259L258 194H253ZM192 192V191H191ZM193 192H194V190H193ZM201 192V191H200ZM238 192V191H237ZM263 192V191H262ZM261 192V193H262ZM96 193V192H95ZM94 193V194H95ZM14 194V193H13ZM79 194V193H78ZM103 194V193H102ZM189 194V193H188ZM191 194V193H190ZM196 193H194V195H195ZM247 194V193H246ZM20 195V194H19ZM122 196V195H121ZM240 196V195H239ZM89 197V196H88ZM95 197H98L97 195H95ZM103 197H105V196H103ZM194 197V196H193ZM231 196H229V198H230ZM234 197V196H233ZM264 197V196H263ZM19 198V197H18ZM18 198H16V200L18 199ZM75 198V197H74ZM122 198V197H121ZM209 198H211V197H209ZM228 198V197H227ZM226 198V199H227ZM244 198H245V196H244ZM260 198V199H259ZM32 199V198H31ZM97 199V198H96ZM95 199V200H96ZM212 199V198H211ZM219 199V198H218ZM233 199V198H232ZM19 200H21V199H19ZM115 200V199H114ZM242 200V199H241ZM168 201V200H167ZM219 201V200H218ZM223 201V200H222ZM239 201H240V199H239ZM239 201H238V203H239ZM96 202V201H95ZM99 202V201H98ZM107 202V201H106ZM17 203H18V201H17ZM101 203V202H100ZM165 203V202H164ZM173 203V204H174ZM194 203V202H193ZM206 203V202H205ZM238 203L236 204V206L238 205ZM258 203H260V205H259V207H257V204ZM99 204V203H98ZM160 204V203H159ZM197 204H198V202H197ZM227 204V203H226ZM83 205V204H82ZM192 205H194L196 208L197 207H199L198 205H195V203L194 204H192ZM219 205H221L220 203H219ZM23 207L25 206V204L24 205H22ZM102 206V205H101ZM158 206V205H157ZM235 206V205H234ZM245 206V207H246ZM159 207V206H158ZM242 209H246V208H243L242 206H240ZM27 209L28 210V208L25 206L24 207V209ZM160 208V207H159ZM165 208H167V207H165ZM187 208V209H186ZM192 208V207H191ZM201 209H198V210H202L203 209V207H200ZM208 208V207H207ZM238 208H239V206H238ZM252 208H249L250 210L252 209ZM163 209V208H162ZM184 209V210H183ZM194 209V208H193ZM196 209V210H197ZM220 209V208H219ZM231 209V208H230ZM228 210V212H230L231 210ZM242 209H240V212H241V216H242V213H243V211H242ZM23 210V209H22ZM26 210V213L27 214H29V212ZM109 210V209H108ZM174 210V209H173ZM191 210V209H190ZM195 210V211H196ZM204 210V209H203ZM221 210V209H220ZM131 211H132V213H133V215H137L136 216V218H133L132 216H130L131 215ZM157 211H158V209H157ZM219 211V210H218ZM245 211H247V209L245 210ZM148 212V213H147ZM155 212V211H154ZM164 212V211H163ZM162 212V213H163ZM191 212V211H190ZM198 212V211H197ZM201 212H203V211H201ZM239 212V211H238ZM251 212H252V210H251ZM250 212V213H251ZM253 212V213H254ZM31 213V212H30ZM173 212H170V214H172ZM176 213V212H175ZM181 213V212H180ZM184 213H186V211L184 212ZM184 213L182 214V215H184ZM192 213H194V212H192ZM200 213V212H199ZM222 213V212H221ZM231 213V212H230ZM256 213H254V214H256ZM32 214V213H31ZM101 214V213H100ZM156 214H157V212H156ZM219 214V213H218ZM226 214V213H225ZM223 215V218H225V216H227L228 215V213L226 214V215ZM56 215V214H55ZM97 215V214H96ZM118 215V214H117ZM174 215V214H173ZM236 215H237V213H236ZM249 215V214H248ZM29 216H31V215H29ZM54 216V215H53ZM176 216V215H175ZM180 216V217H179ZM259 216H258V219H259ZM32 217V216H31ZM169 217H170V215H169ZM168 217V218H169ZM174 217V216H173ZM178 217L179 218H182L181 217V215L179 214L178 215ZM206 217V216H205ZM231 217V216H230ZM230 217H226V219L227 220H229V218ZM249 217H250V215H249ZM176 218V217H175ZM232 218V217H231ZM233 218H234V216H233ZM263 218V217H262ZM133 219V220H132ZM154 219V218H153ZM208 219V218H207ZM245 219H247V222H248V218L247 217H245V216H242V222L243 221H245ZM33 220V219H32ZM140 220V219H139ZM150 220H151V218H150ZM160 221H156V220H151V222H152V224L153 225H151V226H156V228H157V226L159 225V224H161L162 225V221H163V219H159ZM165 220H167L166 218L164 219V221ZM173 220H175V219H173ZM171 221V222H174V221ZM182 220H184L183 218H182ZM182 220L180 219V223H184V222H182ZM192 220V219H191ZM221 220V219H220ZM226 220V221H227ZM236 220V219H235ZM235 220H234V222H235ZM241 220V219H240ZM260 220V219H259ZM147 221V220H146ZM184 221H186V220H184ZM201 221V220H200ZM215 221V220H214ZM253 221V220H252ZM176 223H177V226L178 225H180V223L179 222H177V221H175ZM174 222V223H175ZM255 222H257V221H255ZM255 222L253 221V223L255 224ZM261 222H262V220H261ZM261 222H259V225H258V222L256 223L257 224V226L259 227L260 226V223ZM41 223V222H40ZM55 222H53V224H54ZM106 223V222H105ZM175 223V224H176ZM179 223V224H178ZM42 224V223H41ZM110 224V223H109ZM151 224V223H150ZM165 224V223H164ZM163 224V225H164ZM174 224V225H175ZM252 224V223H251ZM253 224V225H254ZM263 224H264V222H263ZM262 224V227L264 226ZM57 225V224H56ZM147 226H149V224L147 223L146 224ZM160 225V226H161ZM167 224H165V226H166ZM170 225V224H169ZM202 225V224H201ZM243 225V224H242ZM245 225V224H244ZM241 226V225H240ZM249 226V225H248ZM256 226V225H255ZM254 226V227H255ZM54 227H55V225H54ZM136 227V226H135ZM178 227H180V226H178ZM261 227V228H262ZM168 228H170V227H168ZM175 228H176V225H175ZM251 228H252V226H251ZM260 228V229H261ZM113 229V228H112ZM143 229V228H142ZM172 229V228H171ZM170 229V230H171ZM199 229V228H198ZM219 229V228H218ZM149 230V229H148ZM203 230V229H202ZM244 230V229H243ZM263 230V229H262ZM114 231V230H113ZM129 231V230H128ZM147 231V230H146ZM150 231H151V228H150ZM198 231V230H197ZM127 232V231H126ZM172 232V231H171ZM202 232V231H201ZM250 232H251V230H250ZM264 232V231H263ZM239 233V232H238ZM242 233H244V232H242ZM259 233V232H258ZM247 234H248V232H247ZM250 234V233H249ZM248 234V235H249ZM254 234V233H253ZM196 235V234H195ZM251 235V234H250ZM260 235H262V233H260L259 234V236ZM194 236V235H193ZM204 236V235H203ZM255 236H256V232H255ZM122 236H118L117 237V239L118 238H120L121 240H122V238H123V240H125L124 238H126V237H122ZM194 237H196V236H194ZM206 237V236H205ZM257 238L256 239H258V238H260V237H258V236H256ZM262 237V236H261ZM55 238H57V237H55ZM114 238H116V237H114ZM200 238V237H199ZM252 238V237H251ZM262 238H264V237H262ZM127 239V238H126ZM194 239V238H193ZM249 239V238H248ZM128 240V239H127ZM126 240V241H127ZM191 240V239H190ZM126 241L124 242V241H122V242H124V243H126ZM202 241V240H201ZM215 241V240H214ZM250 241V240H249ZM264 241V240H263ZM121 242V241H120ZM121 242V243H122ZM260 243H261V241H259ZM132 243V242H131ZM252 243V242H251ZM209 244V243H208ZM215 244V246H213V244H210V246H211V248H216V246H218V244L216 245V242L214 243ZM257 244V243H256ZM259 244V243H258ZM135 247H137V246H135ZM207 247V246H206ZM220 247V246H219ZM206 249V248H205ZM223 248H221V250H222ZM258 249V248H257ZM216 252H217V250H215ZM214 251V253H216ZM220 251V250H219ZM226 251V250H225ZM257 251V250H256ZM258 251L259 252H264V247H263V250L262 249H258ZM221 253V252H220ZM49 254V253H48ZM217 254V253H216ZM242 255H244V254H242ZM255 255H258V252L255 254ZM218 256V255H217ZM223 256V255H222ZM221 257V256H220ZM219 257V258H220ZM253 257L254 256H252V258L251 259H253ZM260 257V256H259ZM263 257V256H262ZM218 258V257H217ZM47 259V258H46ZM233 259V258H232ZM255 260H256V258H254ZM259 259V258H258ZM250 260V259H249ZM260 260H262L261 259V257H260ZM260 260L258 261L259 263H260ZM242 261V260H241ZM246 261V260H245ZM263 262H261L260 264H262V263H264V257H263V260H262ZM237 262V261H236ZM257 262V263H258ZM253 263V262H252Z\"/></svg>", "mask_w": 264, "mask_h": 264}]
</instances>
